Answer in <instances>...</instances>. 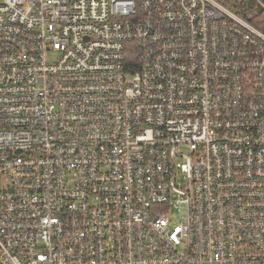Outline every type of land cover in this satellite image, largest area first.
<instances>
[{"label": "built area", "instance_id": "2783aa9c", "mask_svg": "<svg viewBox=\"0 0 264 264\" xmlns=\"http://www.w3.org/2000/svg\"><path fill=\"white\" fill-rule=\"evenodd\" d=\"M0 264H264V33L220 0H0Z\"/></svg>", "mask_w": 264, "mask_h": 264}, {"label": "trees", "instance_id": "16d2710c", "mask_svg": "<svg viewBox=\"0 0 264 264\" xmlns=\"http://www.w3.org/2000/svg\"><path fill=\"white\" fill-rule=\"evenodd\" d=\"M240 12L250 23L264 33V11L257 14L255 0H220ZM264 2V0H262ZM129 60L135 59V54L129 52Z\"/></svg>", "mask_w": 264, "mask_h": 264}, {"label": "water", "instance_id": "95a60500", "mask_svg": "<svg viewBox=\"0 0 264 264\" xmlns=\"http://www.w3.org/2000/svg\"><path fill=\"white\" fill-rule=\"evenodd\" d=\"M255 11L257 12V14H260L264 11V8L260 5H257V7L255 8Z\"/></svg>", "mask_w": 264, "mask_h": 264}]
</instances>
